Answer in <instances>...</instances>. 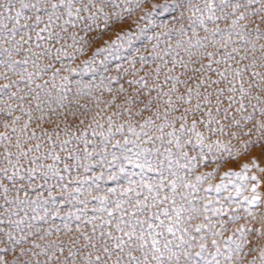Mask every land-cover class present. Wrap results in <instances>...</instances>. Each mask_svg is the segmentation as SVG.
<instances>
[{"label":"snow or ice","instance_id":"1","mask_svg":"<svg viewBox=\"0 0 264 264\" xmlns=\"http://www.w3.org/2000/svg\"><path fill=\"white\" fill-rule=\"evenodd\" d=\"M124 2L131 3V0H124ZM141 2L142 0H136L137 8L141 6ZM104 3L105 0H0V42L9 45V47H0V67L5 69V71H0V79L7 81V83L0 84V102L7 94L9 100L18 102V109L23 116L28 118L19 128H11V132L17 134L14 145L7 132H0V145L4 147L0 163L5 165L0 167V196L8 206L5 212L0 214V225H5V223L8 225V230L0 227V236L5 237L8 242L5 243L3 239H0V244H4V247H0V264H245L246 261L247 264H256L257 258L261 264H264V217L256 221L261 224L259 229H246L243 226L236 229L233 235L237 239L229 237L222 251L218 240L212 237H220L227 229L228 223H235L241 217L232 215L228 221H218L219 230H217V224L212 223L211 217L206 214L209 212L208 205L200 207L196 203L194 193L199 190L197 185L173 170L174 164L189 171L196 166L197 157L189 158L188 153L183 151L186 144L192 143L190 138L185 139V137L194 134L202 148L204 137L201 132L197 131L198 125L202 124L210 128L215 119L214 113L220 115L223 112L224 118L227 119L232 105L237 103L235 100L237 92L241 96L237 112L245 109L242 101L250 95L253 89L264 95V73L251 70L257 67L256 57L250 58L247 54L239 56L237 48L228 51L232 32L237 28L240 30L236 32V35L241 38L252 33H255L257 39L264 38V31L259 27L260 24H264V0H246L243 4L240 0H219L218 3L217 0H203L202 4L195 0H184V4H177V7L181 8L186 6L190 25L193 26V36H197L194 27L196 24L203 27L207 34L210 31L207 27L208 22L216 24L219 20L231 19L228 29H221L217 26L211 30L212 37L217 35L221 37L219 47H216L217 42L214 39L206 43L209 40L208 35L203 39L197 38L195 44H192L190 40L189 48L186 49L189 59L187 61L173 59L172 67L164 75L162 83L154 82L150 87L146 76L127 81L132 91L122 101L123 112L113 115L126 113L129 121L137 120L140 131L137 132L136 127L129 122L127 131L135 139L130 140L124 137L123 144L120 141L112 144L113 148L122 149L120 156L113 152L112 160L107 161L110 169L109 179L116 182L117 187L108 189L109 196L92 197L99 201L100 206L93 209L94 213H99L98 215H88L89 201L87 198L78 201L84 206L83 209L77 210V213L69 211L63 217L60 216L59 208L54 207L49 210L47 207L49 203L52 205L58 203L52 193L53 188H59L61 193L65 194L63 199H74L73 194L68 191V184L61 183L65 180L61 171L70 172L73 165L65 163L62 170L57 168L63 160L55 151L57 146L55 143L41 153V149L45 147L43 143L28 146L29 142L42 138L52 142L54 136L59 140L60 132L66 131L68 136L83 141L85 145L83 159L90 160L93 153L87 149L89 143L87 130L76 137L70 126L65 125V128L61 129L58 123L50 119L45 121L43 114L35 121L37 128H40L41 135L38 136L34 129L30 131L33 123L32 102H36L35 110L41 113H43L41 105L45 103L41 99L39 90L45 88L47 82L39 84L36 80L44 73L53 70L52 61L59 60L62 54L67 55L63 51L64 44L62 43L66 37L70 36L73 44L78 42L76 29L86 34L92 32V25L100 16L104 17L107 27L111 14L105 12ZM254 4L260 7L250 11ZM114 7H119V5H114ZM227 8H230L231 12H225ZM126 11L131 13L132 9L128 8ZM238 12L239 15H236ZM146 15L149 14L146 13ZM116 16L120 18L119 13H116ZM183 16L182 11L180 18L182 19ZM246 19L256 22L251 32L246 31L248 25L240 23ZM70 28L74 30L72 33H69ZM180 31L184 33L183 28ZM126 37L131 39L128 33H124L118 36L113 44H118ZM248 42L244 40L245 44ZM33 44L41 51L33 52ZM57 45L60 47H56ZM112 46L107 45V47ZM155 47L153 46L154 49ZM209 47L215 50L208 51ZM192 48L201 50L195 59L191 52ZM104 50L107 48L97 51ZM255 50V45H253L252 51ZM260 50L264 52V45L260 46ZM22 51L25 53L24 58L20 60L13 58L20 55ZM218 55L220 59H216ZM238 56L239 59H237ZM41 57L51 58L43 68H39L38 64ZM159 59L167 67L168 61L163 60V57ZM249 59H251L250 64L239 67L242 61ZM140 60L142 63L145 62L144 57H140ZM205 60L207 63H204ZM230 61L233 63H229ZM29 64L37 70L28 71ZM233 64L237 66L233 67ZM177 65L182 69L181 75H172ZM154 71L155 81H159L161 68L156 67ZM59 72L60 69L52 71L53 87H55L54 81ZM9 73L15 75L17 79L13 80ZM245 73L250 76L247 88L244 86ZM133 75L135 76L136 73ZM213 76L216 78L214 79ZM63 80L66 82L68 77H63ZM237 81H239L238 87ZM21 84L27 88L26 92L20 88ZM32 85L35 87L33 88ZM14 87L16 91H11ZM61 89H66V84H62ZM120 91L123 93L126 89L121 86ZM18 93L23 94L18 95ZM48 95L50 96V93ZM261 95H256L254 98L260 102ZM225 97H227L228 106L222 108ZM63 99L66 97H59V100ZM26 102L27 108L25 107ZM252 107L255 111L256 106L252 105ZM16 110L11 104H8L6 108H0V112L6 111L8 116H12ZM50 111L53 114L56 112L55 109H50ZM145 113L148 115L145 116ZM260 114L264 118V108L260 109ZM246 119L252 121L254 116L250 114ZM140 120L143 122L141 123ZM20 121L21 116H15L12 119V125H18ZM46 122L55 123L52 131L42 127V124ZM80 123L82 124L83 121ZM112 123V118L109 117L107 135L104 132L99 133L103 137L101 143L105 152L108 143L115 135L112 131ZM3 126L5 129L9 128L7 122ZM236 126H239V121H236ZM103 127L97 124V128L102 129ZM165 129L169 130L165 131ZM124 130V124L116 128L121 135ZM219 131L223 132V127ZM153 132L158 135L151 134ZM253 132L260 134L259 141L249 140L241 144L245 154L250 144L255 147L258 143L264 142V119L254 124L246 135L251 136ZM92 135H97L95 129L92 130ZM71 143L70 138L59 141L60 150L66 151L69 159H72L74 153L79 151L75 148H68L67 146ZM157 143L159 147L154 149L141 147L142 144L155 145ZM129 144H132L133 148H128ZM11 147H14L16 151H10ZM173 148L179 151L180 157L174 158ZM261 151L264 154V148ZM237 155L240 153L237 152ZM149 157H155V160ZM74 158L75 167H83L85 172L92 169L93 165L84 164L79 155ZM181 158L186 161L183 165H180ZM48 159L52 160L51 164L38 163ZM105 159L102 157V162ZM25 160L27 167L23 163ZM252 163L258 167L255 159ZM128 166H131L133 170L129 171ZM113 168L116 171H111ZM136 169L139 171H135ZM243 169L245 172L248 171V164L243 165ZM38 173L44 185H47L49 179L56 180V183L47 188L48 199H44L43 193H38L35 199L28 198L29 191L35 192L37 187L44 186L35 182ZM148 173H155V176L150 177ZM226 175L229 174L226 173ZM235 175L239 176L240 173H235ZM25 178L27 184L18 186V182ZM103 178L104 173L101 172L100 175L92 178V183ZM121 179L127 181V187L119 185ZM204 179V176L196 177L197 183ZM252 179L256 180V177ZM5 180L8 181L7 184L4 183ZM75 183L78 185L75 193L83 195L84 190L79 185L88 184L89 181L77 179ZM96 187L99 189V184H96ZM13 190L16 195L9 199V193ZM217 191H219V186ZM20 192L24 193L25 199H20ZM88 195H91V188L88 189ZM110 196L116 198L110 199ZM257 199L258 197L253 196L250 203H255ZM29 211L32 213L31 216H29ZM21 212L24 213L23 217H20ZM224 214L222 209L214 210L216 216ZM249 215L251 216L252 213ZM13 216L19 218L13 220ZM201 217H203L202 222L194 223ZM57 218L63 221L62 228L50 226L46 229L32 230L34 226L30 221L48 224L49 219L54 222ZM253 219L256 218L253 217ZM26 221L29 222L26 223ZM72 222H74V227ZM25 224L28 232L17 238L13 234V229L23 232L20 226ZM41 232L44 235H41ZM53 232L63 233L67 239L49 240L43 246L32 239L38 238L43 241L45 235L51 236ZM252 233H255V239L251 238ZM30 240H32L30 247H24L23 244ZM249 245L252 246L249 247ZM210 247L214 251H210ZM9 252L13 254L11 259L8 258ZM253 252H256L257 256H254L252 260H247L248 255ZM22 257H27V259L21 261ZM40 257H43V260Z\"/></svg>","mask_w":264,"mask_h":264},{"label":"rangeland","instance_id":"2","mask_svg":"<svg viewBox=\"0 0 264 264\" xmlns=\"http://www.w3.org/2000/svg\"><path fill=\"white\" fill-rule=\"evenodd\" d=\"M197 3H203V0H195ZM219 0H217V3ZM240 2L246 3V0H240ZM177 4H184V0H142L141 6L136 7V0H131V3H125L124 0H105L104 10L105 12L111 14V18L107 21V27L105 25V20L103 16H100L95 24L92 25L93 31L90 33H85L76 29L77 34V43L73 44L70 36L66 37L63 51L67 55H61L59 60L52 61L54 68L42 75L41 78L36 80V83L44 84L47 82L45 88L40 89L41 99L45 102L41 105L43 113L41 111L35 110V101L32 102L33 109V123L30 126V131L34 129L38 136L41 135L40 128L36 126V118L42 114L45 117V121L49 119L58 123L61 129L65 128V125L70 126L72 132H75L76 137L80 135L81 132L87 130L89 141L87 149L89 152H92L90 160L83 159L85 156L84 148L85 145L83 141L77 140L75 137H70L66 134V131H61L59 140L56 137H53V141L49 142L46 139H41L38 141H30L28 146H31L34 143H43L44 148L41 149V153L45 149L50 148L52 143H55L57 146L55 151L59 154L63 160V163H59L57 168L62 170L64 164L73 165L70 172H62L61 174L65 176V180L62 181V184H68L69 193L73 194L74 199L70 198L69 200L63 199L65 194H62L59 188H53L52 193L57 198L58 203L52 205L49 203L47 207L49 210H52L54 207L59 208L60 216H65L69 211L72 213H77V210L83 209V205L78 201L85 198L88 199L89 203L87 206L88 215L93 214L98 215L99 213H94L93 209L98 208L99 201L92 199V197H104L109 196L108 189L112 187H117V183L110 180L108 176L109 166L107 161L112 160V153L115 152L117 156L121 155L122 149L113 148L112 144H115L116 141H120L123 144L124 137H127L130 140H134L135 137L131 136L127 131V123H132L136 127V131L139 132L140 129L137 126V120L132 119L129 121L127 114L123 115H113L114 113H122L123 106L122 101L126 95H128L132 89L129 88L127 81L132 79H139L140 77L146 76L148 79L149 86L154 82L162 83L164 80V75L168 73V69L172 67L173 59H182L187 61L189 59L186 49L189 48V41L191 40L192 44H195L197 38L203 39L208 35L210 42L215 40L217 42L216 47H219L221 37L217 35L216 37L211 36V30L215 27L221 29H228L231 24V19L219 20L216 24L211 22L207 23L209 28V33H205L203 27L199 24H196L195 30L197 36H193L192 28L190 25L188 16L189 13L186 11V6L181 8L177 7ZM114 5H119V7H114ZM156 6V7H154ZM260 5H252L251 10L259 8ZM128 8L132 9V12L129 13L126 11ZM184 12V16L181 19V12ZM243 11V9H241ZM225 12H231L230 8L225 9ZM116 13H119L120 18L118 19ZM148 13L149 15H146ZM239 15V12L236 14ZM234 18V17H233ZM258 22V18H256ZM256 22L253 20H244L241 21V24L248 25L246 31L251 32V29L256 26ZM99 25V27H97ZM9 27L11 24L9 23ZM259 27L264 31V24H260ZM184 29V33H181L180 29ZM58 30V29H57ZM240 29L237 28L232 32L228 51L230 52L232 48L239 49V56L247 54L250 58L252 56L256 57L257 67L251 69L252 71H258L264 73V52H261L260 46L264 45V38L257 39L255 33L251 35H245L243 38L236 35V32ZM74 30L69 29V33H72ZM128 33L131 37L129 40L127 37L124 40L119 41L118 44H113V41H116L117 37ZM34 36V34H33ZM83 37V40H81ZM94 38V39H93ZM151 38V39H150ZM19 39V36H17ZM244 40L249 41L247 44L244 43ZM107 45H113L112 47H107ZM179 45V47H177ZM253 45H255V51H252ZM46 46V45H45ZM153 46H156L155 49ZM0 47H9L7 44L0 42ZM28 47L27 45L25 46ZM56 47H60L57 45ZM107 48L104 51H97L98 49ZM82 49V51H78ZM212 47L208 48V51H214ZM33 52H39L41 49H36L34 44L32 46ZM200 49L192 48L191 52L193 54V59L197 58L200 53ZM55 52V49H53ZM25 53L22 51L20 55L14 56L16 60L24 58ZM239 56L237 59H239ZM140 57L145 58V62H141ZM159 57H163V60L168 61L167 67L164 66L163 62ZM218 55L216 59H220ZM51 58L41 57L38 61L39 68H43L46 64L50 62ZM207 63V60L204 61ZM233 63V62H229ZM251 59L242 61L239 64V67H243L245 64H250ZM237 65L233 64V67ZM28 71H36L33 69L31 64L28 66ZM156 67L161 68V74L159 81H155V71ZM216 67V65H213ZM223 67V66H222ZM55 69H60L59 75L56 76L54 81L55 87H53L52 71ZM0 71H5L4 68L0 67ZM182 69L177 65L172 75H181ZM133 73H136L134 76ZM13 80L17 79L15 75L9 73ZM67 76L68 80L65 82L63 77ZM186 78V77H182ZM215 79L216 77L213 76ZM231 78V77H230ZM245 88H247V81L250 79L248 73H245ZM259 79V78H257ZM7 83L6 80L0 79V84ZM66 84V89H61V85ZM121 86L126 89V92H121ZM239 86V81H237V87ZM34 88L35 85H32ZM223 87V85H221ZM20 88L25 92L27 88L24 84L20 85ZM111 89V91H109ZM11 91H16V88H12ZM167 91V88H165ZM50 93V96L48 95ZM23 93H18L22 95ZM256 95H261L256 89L250 93V95L245 98L242 102L245 105L243 111L237 112L239 102L241 100L240 93L235 94V100L237 103L232 105L231 111L228 113V118L225 119L223 112L220 115L214 113L215 119L209 127L204 125H198L197 131L203 134V146L197 141L196 136L193 134L190 137H185V139H191V144H186L183 151L188 153L189 158L197 157L196 166L190 171L180 167L179 165L174 164L173 170L178 171L181 176L186 180L190 181L193 184L197 185L199 189L194 193L196 197V203L198 206L202 207L203 205H208L209 212L206 213L211 217L212 223L217 224V230H219L218 221H228L229 217L236 215L241 217L235 223H228L227 229L223 231L220 237H212L218 240V243L221 245V250H224V244L229 237L237 239L233 235L236 229L241 226L246 229L261 227L260 223H257V220H260L264 217V154H262L261 149L264 148V142H260L257 146L249 145L247 154L245 150L241 148V144L246 141H259L260 134L253 132L251 136L246 135L252 128L253 125L260 122L262 119L260 114V109L264 108V95H261V101L258 102L254 97ZM64 96L66 99L62 101L59 100V97ZM155 96V93H153ZM51 101V103H49ZM17 101L9 100L7 94L2 98L0 102V108H6L8 104H11L13 108L17 110L12 113V116H8L7 112H0V132H7L11 137L12 144H15L16 135L11 132L12 127L19 128L23 123H25L28 118L23 116L20 110L17 107ZM62 105V106H61ZM252 105L256 106L254 111ZM228 106L227 97H225V102L222 105V108ZM27 108V102L25 103ZM50 109H55L56 112L53 114ZM135 110V109H134ZM253 115L254 119L248 121L246 117L248 115ZM145 116L148 113L144 114ZM15 116H21L20 124L12 125V119ZM66 117V119H65ZM112 118V131L115 133L114 137L108 143L107 151L105 152L104 146L101 143L103 137L99 135L100 132H104L107 135V130L109 127L108 118ZM80 121H83L81 124ZM217 121L219 123H217ZM236 121H239V126H236ZM9 124V128H4V123ZM142 123L143 121L140 120ZM55 123L46 122L42 124V127L48 131H52ZM159 123V121H158ZM97 124H101L104 127L97 128ZM125 125V130L123 135L116 131V128L121 125ZM223 127V132L219 129ZM95 129L97 135H92V130ZM215 131H212V130ZM169 129H165L168 131ZM158 135V133H151ZM239 137V139H237ZM72 139V143L68 145V148H75L79 151L74 153V157L79 155L82 158L84 164H92L93 167L89 172H85L83 167L77 168L76 160L73 157L72 159L68 158V153L66 151H61L59 147V141L64 139ZM7 143V142H5ZM183 143V141H182ZM128 148H133L132 144L127 145ZM142 148L154 149L159 147V143L153 144H142ZM210 149V150H209ZM12 152H15L16 149L11 147L9 149ZM163 151V149H161ZM4 152V147L0 145V161H2V154ZM237 152L240 155H237ZM41 153H33L35 155H40ZM174 158L180 157V153L177 149L173 148ZM231 153V155H230ZM102 157H105V161L102 162ZM150 159L155 160V157H149ZM163 159V157H161ZM255 159L256 165L254 166L252 161ZM25 167L28 166L27 161H23ZM38 163L41 164H51L52 160H41ZM186 161L182 158L180 159V165L185 164ZM248 164V171H244L243 165ZM5 166L3 163H0V167ZM129 171L133 169L131 166H128ZM111 171H116L115 168ZM135 171H139L136 169ZM104 173V178L92 183V178ZM229 174V175H226ZM235 173H240L239 176ZM150 177H154L155 173H148ZM167 175V172H165ZM204 176L205 179L200 183H197L196 177ZM252 177H256V180H253ZM79 179L81 181L88 180V184L79 185L82 187L83 195L75 193V189L78 185L75 181ZM69 181H72L69 183ZM37 184L44 185V181L40 179L39 173L37 174L36 181ZM8 183V181H4ZM56 183L55 179H49L47 185L43 187H37L35 192L29 191V199H35L38 193H43L44 199H48L47 188L49 185ZM27 179L18 182V186L26 185ZM96 184H99V189H97ZM121 187H127V181L121 179L119 182ZM219 186V191L217 187ZM91 188V195H88V189ZM255 188V192H253ZM210 189V190H209ZM183 190V189H182ZM15 191L9 193V199H12L15 196ZM20 199H25L24 193H19ZM253 196L258 197L255 203H250ZM110 199H115V196H110ZM231 198V199H229ZM0 214L5 212V209L8 207L4 203V199L0 196ZM24 207V205H21ZM215 209H222L224 215L216 216L214 215ZM249 213H252L250 216ZM41 214H43L41 212ZM32 213L29 211V216ZM24 213H20V217H23ZM255 217L256 219H253ZM19 217L13 216L12 219L16 220ZM203 221V217L194 221V223H200ZM29 221H26L28 223ZM33 224V231L37 228L46 229L48 227L59 226L63 227V221L57 218L54 222L49 219L48 224L38 221H30ZM73 227H74V222ZM4 227L5 230H8V225H0ZM23 229V232L13 229V234L19 238L20 235L26 234L28 229L25 225L20 226ZM41 235H44L41 232ZM251 238L255 239V233L251 234ZM0 239H3L5 243H8L5 237L0 236ZM36 243H40L42 246L49 240H58V239H67L63 233L57 234L53 232L51 236L45 235V240L41 241L38 238H32ZM32 240L23 244L24 247H30ZM210 244V241H209ZM252 245H249L251 247ZM0 247H4V244H0ZM19 250L17 249V252ZM210 251H214L210 247ZM247 251V249H245ZM12 253L9 252L8 258H12ZM254 256H257L256 252L248 255L247 260H252ZM27 259V257H22L21 261ZM43 260V257H40ZM247 264V261L245 262ZM256 264H261L260 260L257 258Z\"/></svg>","mask_w":264,"mask_h":264}]
</instances>
